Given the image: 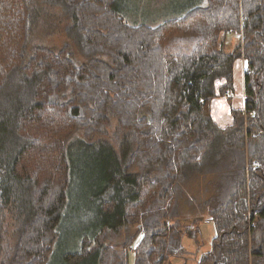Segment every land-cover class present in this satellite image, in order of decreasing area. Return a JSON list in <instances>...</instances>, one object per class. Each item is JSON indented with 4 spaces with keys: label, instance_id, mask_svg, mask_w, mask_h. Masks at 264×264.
Instances as JSON below:
<instances>
[{
    "label": "trees",
    "instance_id": "16d2710c",
    "mask_svg": "<svg viewBox=\"0 0 264 264\" xmlns=\"http://www.w3.org/2000/svg\"><path fill=\"white\" fill-rule=\"evenodd\" d=\"M126 11L116 0H0V264H128L138 238L134 264H167L200 178L215 236L198 264H264V0H199L157 26ZM35 33L64 43L30 45ZM238 60L243 110L230 102ZM219 97L223 128L211 116ZM82 142L105 146L109 185L128 191L99 203L113 234L64 238Z\"/></svg>",
    "mask_w": 264,
    "mask_h": 264
},
{
    "label": "rangeland",
    "instance_id": "374dc122",
    "mask_svg": "<svg viewBox=\"0 0 264 264\" xmlns=\"http://www.w3.org/2000/svg\"><path fill=\"white\" fill-rule=\"evenodd\" d=\"M116 1L119 9L122 11L121 13L127 10L126 17L131 23L157 26L165 20L180 17L183 12L197 4L199 0ZM63 43L64 37L61 35L38 39V34L36 33L32 35L29 41L30 45L55 48H59ZM226 43L228 45L227 51L231 52L236 44H238V37L230 34L226 37ZM79 58L82 57L79 55ZM74 148L75 145L73 146ZM112 150L114 151L113 148ZM71 153L70 158L73 164H71L73 168L72 186L69 189L70 191H68V201L62 215L61 236L64 238L75 236V230H79L76 233L81 236L85 234L95 236L100 229H108L113 234L112 226H107V223L103 224L105 218L100 212L99 203L116 200L121 195H125L128 190L121 188V183L113 187L109 185L106 167L109 166L112 159L109 157L105 146L100 145L88 148L83 142L78 144V152L73 150ZM209 180V178L207 180L200 178L201 182L198 179L193 182L194 186L190 191L188 188L187 196L190 200L188 206L191 209L185 206L186 214L180 222L181 226L178 229L182 242L176 246V232H174L173 239L175 242L169 247L167 264H198L201 257L210 252L211 240L214 238L215 232L212 219L208 215L206 207L203 206L204 202L208 199L210 200L213 195L211 193L212 187L208 185ZM124 184L126 187L127 183ZM201 203L202 205L200 206L199 204ZM191 210L193 212H190ZM80 216L85 218L87 222L82 221ZM110 224L113 225L111 221ZM131 229L134 231L135 227ZM114 240L119 239L115 237ZM138 241L139 238L136 239L131 247V251L128 253V264H134V249ZM98 243H102L99 238ZM72 250H76V243L74 248L72 247ZM58 255H60L59 252L54 250L53 256ZM60 263L58 260L55 262V264ZM48 264H54L51 257ZM76 264H96V259L94 255H91L90 258Z\"/></svg>",
    "mask_w": 264,
    "mask_h": 264
},
{
    "label": "crops",
    "instance_id": "0c3cea01",
    "mask_svg": "<svg viewBox=\"0 0 264 264\" xmlns=\"http://www.w3.org/2000/svg\"><path fill=\"white\" fill-rule=\"evenodd\" d=\"M244 63L238 60L234 67V92L231 96V106L235 110L244 108V90H243ZM224 97L216 98L211 104V116L213 121L219 127H225L230 124V104ZM224 123V124H222Z\"/></svg>",
    "mask_w": 264,
    "mask_h": 264
},
{
    "label": "bare ground",
    "instance_id": "6f19581e",
    "mask_svg": "<svg viewBox=\"0 0 264 264\" xmlns=\"http://www.w3.org/2000/svg\"><path fill=\"white\" fill-rule=\"evenodd\" d=\"M208 219V218H207ZM196 223H197V220H196ZM194 225V224H193ZM196 225V224H195ZM197 226V225H196ZM189 227V226H188ZM194 228V227H193ZM196 230H197V227H196ZM198 231H199V229H198ZM198 233H200V232H198ZM191 235V234H190ZM181 236V235H180ZM194 236V235H193ZM192 238V237H191ZM182 242V241H181ZM194 242V241H193ZM184 257V256H183ZM177 259H178V257H177Z\"/></svg>",
    "mask_w": 264,
    "mask_h": 264
},
{
    "label": "built area",
    "instance_id": "2783aa9c",
    "mask_svg": "<svg viewBox=\"0 0 264 264\" xmlns=\"http://www.w3.org/2000/svg\"><path fill=\"white\" fill-rule=\"evenodd\" d=\"M225 95L227 96V94H225ZM226 96H225V97H226Z\"/></svg>",
    "mask_w": 264,
    "mask_h": 264
}]
</instances>
